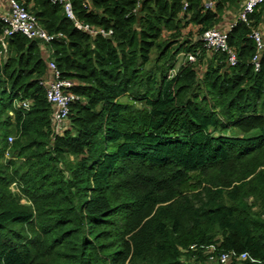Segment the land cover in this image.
Instances as JSON below:
<instances>
[{
	"label": "trees",
	"instance_id": "16d2710c",
	"mask_svg": "<svg viewBox=\"0 0 264 264\" xmlns=\"http://www.w3.org/2000/svg\"><path fill=\"white\" fill-rule=\"evenodd\" d=\"M25 1L76 98L56 133L44 43L8 36L4 62L0 42V264H210V246L264 264V4L229 30L230 67L198 38L233 0H71L111 38Z\"/></svg>",
	"mask_w": 264,
	"mask_h": 264
},
{
	"label": "built area",
	"instance_id": "2783aa9c",
	"mask_svg": "<svg viewBox=\"0 0 264 264\" xmlns=\"http://www.w3.org/2000/svg\"><path fill=\"white\" fill-rule=\"evenodd\" d=\"M133 14H137L142 7L145 0H136ZM226 0H204L203 8L205 11H214L219 2ZM53 3L62 5L67 17L74 23L75 27L92 37L102 36L103 38H111L113 31H107L104 28L81 22L78 20L73 12L71 0H52ZM264 4V0H245L242 9L235 22L228 27L226 31H222L218 27H214L206 30L199 36V40L202 41L204 47L209 52H225L227 54V63L230 67H234L238 64L237 53L228 46V33L229 30L235 25L237 21L245 23L249 27L252 26L250 16L255 10ZM9 11L3 15H0V20L5 24L4 37L11 36L16 33H21L30 40H40L45 43H50L54 40L38 22L34 14L28 9L27 5L21 0H8ZM187 8V3L184 4V10ZM252 38L256 43V54L253 58V63L256 70L260 68V56L264 52V36L261 28H253ZM188 60L192 63L196 62V57L193 55L188 56ZM48 72L51 74V80H45V87L47 90V101L52 107V125L56 133H61L67 124L70 116V105L75 96L71 93V89L75 86L74 82L68 79H63L60 71L58 70L56 63L50 61L48 63ZM31 103L26 101L22 104L24 109H29ZM9 143L14 141V137H9ZM217 246H210L207 249L210 252V262L219 264H230L233 261H245L250 259L252 262H256L253 258H250L247 253H238L236 251H220Z\"/></svg>",
	"mask_w": 264,
	"mask_h": 264
},
{
	"label": "crops",
	"instance_id": "0c3cea01",
	"mask_svg": "<svg viewBox=\"0 0 264 264\" xmlns=\"http://www.w3.org/2000/svg\"><path fill=\"white\" fill-rule=\"evenodd\" d=\"M22 2H24L28 9L31 11L32 10V7H33V4H27L25 0H21ZM245 0H233L232 3H228L227 4V8L231 7L233 5V2H235V8L240 11L242 9V6H243V3H244ZM226 8V9H227ZM9 11V5H8V0H0V15H3L5 13H7ZM218 27V26H216ZM220 28V27H218ZM198 29V28H197ZM222 31H226L228 29V27L226 28H220ZM0 42L2 44V47L4 49V52H3V55H2V58L4 59V62L7 61V45L5 43V37L3 36L2 38H0ZM43 42V41H42ZM44 44L42 45V48H41V53H42V56L44 57V59L46 60L47 62V65L48 63L51 61V57H52V53H53V50L51 49V47L48 45L49 43H45L43 42ZM6 60V61H5ZM53 79L51 74H47L46 76V82Z\"/></svg>",
	"mask_w": 264,
	"mask_h": 264
},
{
	"label": "rangeland",
	"instance_id": "374dc122",
	"mask_svg": "<svg viewBox=\"0 0 264 264\" xmlns=\"http://www.w3.org/2000/svg\"><path fill=\"white\" fill-rule=\"evenodd\" d=\"M239 12L240 11H238L235 8V2H234L230 8L228 7L224 11V13L222 14V20L219 22V24L217 26L222 28V29L231 26V24L233 22H235V20L237 19ZM197 31H198L197 27H195L194 25H189L188 27H186L184 29L183 34L185 37H189L191 34L197 35ZM184 60H185V56H184V54H181L177 58L176 68H178L182 64V62H184ZM172 74H174V72ZM139 106L141 107V105H139ZM14 191H16V190H14ZM210 264H219V263L210 262Z\"/></svg>",
	"mask_w": 264,
	"mask_h": 264
},
{
	"label": "water",
	"instance_id": "95a60500",
	"mask_svg": "<svg viewBox=\"0 0 264 264\" xmlns=\"http://www.w3.org/2000/svg\"><path fill=\"white\" fill-rule=\"evenodd\" d=\"M6 61V60H5Z\"/></svg>",
	"mask_w": 264,
	"mask_h": 264
}]
</instances>
